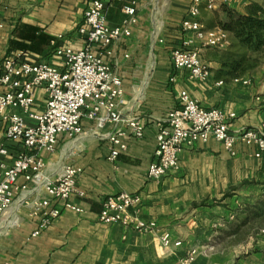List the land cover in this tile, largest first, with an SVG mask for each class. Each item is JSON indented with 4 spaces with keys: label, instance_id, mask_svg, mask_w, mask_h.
Returning <instances> with one entry per match:
<instances>
[{
    "label": "crops",
    "instance_id": "crops-1",
    "mask_svg": "<svg viewBox=\"0 0 264 264\" xmlns=\"http://www.w3.org/2000/svg\"><path fill=\"white\" fill-rule=\"evenodd\" d=\"M94 1L0 0V66L5 59L24 53L31 63L61 68L55 47H83L79 28ZM137 1L139 22L131 37L115 44L109 62L123 78L122 113L142 120L144 137L129 138L128 149L114 162L109 160L111 146L103 137L111 131L110 125L95 133V124L84 120L83 135L61 137L55 153H43L44 174L56 178L67 165L82 168L78 187L85 196L72 203L84 213L64 210L48 230L33 238L39 219L25 202L28 194L18 195L0 220V264H179L192 248L198 250L193 264H264V249L239 258L234 255L237 248L222 253L224 243L214 241L241 202L263 197L264 160L254 157L253 148L239 142L236 156H231L222 144L210 139L181 152L176 171L158 181L147 177L159 140L156 120L180 107L182 91L204 108L236 114L232 125L236 131L264 124V81L260 84L249 75H228L218 49L202 51L211 70L205 83L192 80L188 70H175L172 53L182 45V22L192 0ZM254 1L225 0L215 11H203L201 19L208 29L219 28L211 20L215 15L222 19L227 9L245 14ZM122 7L123 2L109 7L110 26L120 24ZM229 37L231 42L233 35ZM35 94L34 110L41 112L47 94L44 89ZM119 193L140 195L139 217L156 222L158 235L169 232L183 246L169 250L155 233L99 222L103 201Z\"/></svg>",
    "mask_w": 264,
    "mask_h": 264
},
{
    "label": "built area",
    "instance_id": "built-area-1",
    "mask_svg": "<svg viewBox=\"0 0 264 264\" xmlns=\"http://www.w3.org/2000/svg\"><path fill=\"white\" fill-rule=\"evenodd\" d=\"M113 2H123L122 20L110 26L107 12ZM225 0H192L188 15L182 22V45L173 50L175 70H188L190 78L201 83L211 77L210 67L202 58L205 49H227L229 33L223 29H208L201 17L203 11L213 12ZM139 22L137 0H95L84 13L79 33L83 47L56 46L55 56L61 68L48 63H31L18 53L5 59L0 66V220L11 210L18 195L28 194L25 202L33 217L39 219L32 237H39L63 214L84 210L72 203L83 198L78 187L83 169L67 165L56 178L44 174L43 153L56 152L60 138L75 139L85 133L83 121L95 124L94 132L112 126L103 137L109 142L111 162L128 149L129 138L142 139L145 125L138 117L122 113L125 104L124 82L113 70L109 60L114 46L132 36ZM2 26H0L1 28ZM63 36H59L61 40ZM53 44H56L54 42ZM175 78H171L174 82ZM248 83V82H246ZM47 94L45 108L34 110L36 91ZM236 114L219 108H204L187 91L180 93V107L157 119L159 140L155 160L148 168L149 180L158 181L179 168V155L197 144L216 140L236 156L239 142L254 149V157L264 160V124L257 128L233 130ZM13 146V148L10 145ZM11 159V163L7 162ZM45 193V197H39ZM33 196V200L29 198ZM264 197V186H263ZM142 198L138 194L119 193L102 203L99 222L118 223L138 232L158 235L156 222L139 217ZM161 245L169 250L183 246L169 232L158 235ZM198 250H188L179 264H193Z\"/></svg>",
    "mask_w": 264,
    "mask_h": 264
},
{
    "label": "rangeland",
    "instance_id": "rangeland-1",
    "mask_svg": "<svg viewBox=\"0 0 264 264\" xmlns=\"http://www.w3.org/2000/svg\"><path fill=\"white\" fill-rule=\"evenodd\" d=\"M254 2L263 3V0ZM211 20L217 21L220 25L221 22H227L228 17L225 14L224 18L219 19L215 15ZM220 53L223 58L230 56L242 62L238 71L242 76L249 75L254 82L260 84L264 81V46L256 50L233 36L230 46L221 50ZM262 200L264 197L250 203L241 202L235 210L234 217L224 222L223 232L221 231L214 240L220 244L224 243L220 252H227L233 247L238 249L234 251V255L245 258L250 253H256L258 248L264 249V204Z\"/></svg>",
    "mask_w": 264,
    "mask_h": 264
},
{
    "label": "trees",
    "instance_id": "trees-1",
    "mask_svg": "<svg viewBox=\"0 0 264 264\" xmlns=\"http://www.w3.org/2000/svg\"><path fill=\"white\" fill-rule=\"evenodd\" d=\"M227 22H221L219 27L232 34L243 44L251 45L256 50L264 46V0L263 3L252 2L245 14L234 10H226ZM223 67L228 69V75L233 77L241 76L239 68L242 62L235 58L226 56L222 59ZM264 204V200H262Z\"/></svg>",
    "mask_w": 264,
    "mask_h": 264
}]
</instances>
